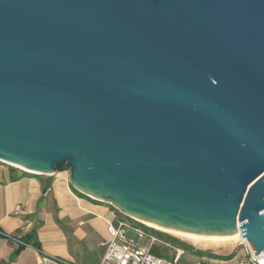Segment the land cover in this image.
Masks as SVG:
<instances>
[{
    "label": "water",
    "instance_id": "1",
    "mask_svg": "<svg viewBox=\"0 0 264 264\" xmlns=\"http://www.w3.org/2000/svg\"><path fill=\"white\" fill-rule=\"evenodd\" d=\"M0 160L261 254L264 0H0Z\"/></svg>",
    "mask_w": 264,
    "mask_h": 264
},
{
    "label": "crops",
    "instance_id": "2",
    "mask_svg": "<svg viewBox=\"0 0 264 264\" xmlns=\"http://www.w3.org/2000/svg\"><path fill=\"white\" fill-rule=\"evenodd\" d=\"M69 174H36L0 160V264H38L41 249L77 264H99L109 239L111 204L86 196ZM4 233L21 236L18 245ZM22 248L15 255L16 249Z\"/></svg>",
    "mask_w": 264,
    "mask_h": 264
},
{
    "label": "built area",
    "instance_id": "3",
    "mask_svg": "<svg viewBox=\"0 0 264 264\" xmlns=\"http://www.w3.org/2000/svg\"><path fill=\"white\" fill-rule=\"evenodd\" d=\"M148 229L152 230L153 227H150L139 219L119 212L114 219L108 222L110 237L104 243L106 251L99 264H178L182 256L186 254L185 248L169 240L162 239L158 234L150 232ZM131 233L137 235L139 239L146 238L148 244L145 246L141 245L139 241H136L130 236ZM4 236L23 248L31 247L28 242L24 241L21 236L17 234L4 233ZM156 243L173 249L176 252L175 260L171 261L153 255L151 249ZM243 248L246 257L240 261V264H264V252L258 255L255 254L246 239L243 241ZM36 250L40 254L38 264H77L48 254L41 249Z\"/></svg>",
    "mask_w": 264,
    "mask_h": 264
},
{
    "label": "rangeland",
    "instance_id": "4",
    "mask_svg": "<svg viewBox=\"0 0 264 264\" xmlns=\"http://www.w3.org/2000/svg\"><path fill=\"white\" fill-rule=\"evenodd\" d=\"M64 173L69 174L68 171H64ZM148 231L156 233L162 239L169 240L170 242L176 243L181 247L185 248L186 254L182 256L178 264H240V261L246 257V253L243 248L242 239H237L232 244H227L225 246L212 249V248H204V247L196 246L190 241L182 239L174 234L165 232L171 235L172 237H176L177 239L183 241L184 244L181 245L175 239L163 233H159L151 229H148ZM130 236L133 237L136 241H139L141 245L145 246L148 244V240L146 238L139 239L137 235L133 233H131ZM151 253L155 256L169 259L171 261H174L176 258V252L173 249L164 246L160 243L154 244V246L151 249ZM232 253L234 255L233 257L230 258V254Z\"/></svg>",
    "mask_w": 264,
    "mask_h": 264
},
{
    "label": "bare ground",
    "instance_id": "5",
    "mask_svg": "<svg viewBox=\"0 0 264 264\" xmlns=\"http://www.w3.org/2000/svg\"><path fill=\"white\" fill-rule=\"evenodd\" d=\"M143 222L149 225L150 227L174 234L182 239L190 241L196 246H200L204 248L216 249V248L225 246L227 244H232L237 239H242L243 241L245 240V238L242 236V233L240 231H238L237 233L231 234V235H226V236H208V235L177 231V230L159 226L157 224H153L150 222H146V221H143Z\"/></svg>",
    "mask_w": 264,
    "mask_h": 264
},
{
    "label": "trees",
    "instance_id": "6",
    "mask_svg": "<svg viewBox=\"0 0 264 264\" xmlns=\"http://www.w3.org/2000/svg\"><path fill=\"white\" fill-rule=\"evenodd\" d=\"M152 230H154V231H157V232H159V233H163V234H165V235H167V236H169V237H172L171 235H169V234H167V233H164V232H162V231H159V230H157V229H152ZM173 239H175L177 242H179L181 245H183L184 244V242L183 241H181L180 239H177L176 237H172ZM187 244V243H186ZM188 245V244H187ZM190 246V245H189ZM22 248H19V249H16L15 250V252H14V254L15 255H17L19 252H20V250H21ZM233 253L232 254H230V258L231 257H233Z\"/></svg>",
    "mask_w": 264,
    "mask_h": 264
}]
</instances>
